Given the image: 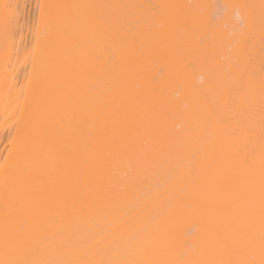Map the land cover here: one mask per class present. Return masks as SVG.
<instances>
[{"label":"bare ground","instance_id":"bare-ground-1","mask_svg":"<svg viewBox=\"0 0 264 264\" xmlns=\"http://www.w3.org/2000/svg\"><path fill=\"white\" fill-rule=\"evenodd\" d=\"M3 1H0V116L2 121L0 126H5L7 121L12 120L10 123L15 124L16 141L7 151L9 157L5 158L0 169V264H264V98H255L257 94L253 96L254 98L251 97L252 99L247 98L245 95L249 94L248 91L245 92L246 89L244 91L241 88L240 92H244L243 98L237 99L236 97H240L241 94L236 96L235 93L234 98L230 87L227 90L232 93L227 91L231 93V96L229 94L227 96L228 99L234 98L229 99L231 102L227 101V97L226 101L223 99L221 101L223 96L219 97L217 93L214 96L219 99H215L217 100L214 102L215 105L211 104L208 97H206L208 100L204 101V97L203 101L206 103L201 106L203 101L199 102L200 95L197 96L198 98L195 96L198 102L195 98L194 102L191 100L189 107L183 113L182 119L185 120L184 124H187V130L183 132L178 130V127H174L177 124L173 121H171L172 127H170V121L168 125L163 122L165 120L162 116L165 115L160 116L163 107L161 111H157L155 107L158 92L149 94L148 99L154 101L156 108L153 111L156 110L155 114L160 116L154 118L155 122L159 119V122L163 123L159 124H165L166 128L161 126L162 129L159 131V126L155 125L154 128L157 126L160 133L154 132L157 135L153 133V139L151 138L153 131L151 135H147L150 143L146 142L147 139L146 141L143 139L145 135L143 137V134L140 135L143 140L140 139L139 142L142 144L138 145L139 138L136 143L143 155L147 153L148 148H150L149 151L155 148L173 151V146H177V149L182 147L187 149V152L189 148L190 150L194 148L193 153L196 148H199V151L203 148L209 161H206L203 172H199L194 180L190 178L193 184L195 182L193 186L188 183L190 187L186 192L178 188L174 193H169L171 196L166 198V201L160 203L162 208L170 204L168 212L165 215L160 214L163 217L158 219L159 213L156 212V215H153L154 211L148 213L149 210L148 214L145 213L141 218L133 221L134 226H123L119 223L117 226L105 227L104 223L96 226L100 210L108 211L107 208L112 204V200L108 201V193L103 186L107 178L105 173L107 163L104 165V161L108 162L104 158V153L106 154L105 150L109 149L108 140L112 141L113 138L109 135L117 127L112 125V122L115 124L113 119L115 120L114 113L117 109L114 110V106L127 98L132 104L135 96H137L135 99L140 98L138 95L146 85L145 79L141 77L144 73L141 75L143 71L140 69L145 64L144 62L142 65V57L146 47L149 46L154 54L158 55V13L156 12L157 15H153V18L142 16L145 14L141 9L142 0H87L86 4L82 1V6H80L81 0H76V5L79 4L81 8L74 7V10L66 8L70 0L68 2L67 0L66 2L49 0L53 3V5L49 4L53 8H47V6L42 8L44 11L39 8L38 18L35 19L36 24L28 23L29 26H33L30 27L31 29L25 26L32 33L35 31L32 34L34 40L33 37L31 38L32 52L30 51V54L28 48V51L25 50L24 45L25 39L28 36L31 37L30 32H25L30 35L24 38L25 48L22 45L21 49L27 52V54L24 53L26 54L24 59L28 58L29 54L33 59L30 60L31 66L29 63L30 67L27 66L30 71L29 76L27 75L28 80H24L23 83L19 78L21 83L17 84L15 78L11 77L13 65L12 70L10 67L13 51L16 52L15 57H19L22 52L19 49L20 42L16 46V51L12 46L17 43L12 37V31L16 26L14 17L17 16H14L16 12L13 14L12 7L11 9L5 7L4 2L9 1ZM62 1L67 4L60 5ZM16 2L12 3L16 4ZM147 2L148 0L143 3ZM71 3L72 0L69 6ZM17 6L19 5H16V8L20 11V6ZM143 6L147 7V5ZM150 11L155 12V9H150L148 12ZM16 21L18 23L17 19ZM21 25L20 28H22ZM148 25L153 33L150 29L148 30L151 33L147 31ZM26 28H24L25 31ZM39 30H42L44 34L41 31L37 36ZM21 35L19 32L17 37L22 39ZM19 50H21L20 53ZM15 59L12 64L19 58ZM253 63L255 64V61ZM240 66H238L239 70ZM19 68V66L15 68L16 73ZM245 68L248 69V67ZM235 74L234 78H237ZM256 74L254 73L253 76ZM236 75L240 76L239 73ZM253 76L251 77L254 80ZM19 80L17 78V81ZM246 80L251 81L248 78ZM238 82L233 84H240L244 88L249 84L242 82L243 85H241L242 83ZM253 82L251 84H255ZM262 83L260 81L261 85ZM226 87L223 85V90ZM234 87L235 90L238 88ZM249 87L250 85L247 89ZM220 89H218L219 93ZM252 92L253 90L250 93ZM213 93L208 95L212 101L216 98H212ZM222 93L221 91L220 94ZM246 98L247 100H244ZM137 100L139 102L137 105L142 104L139 99ZM217 104L219 106L216 107ZM213 105L219 110L213 112L216 110ZM150 106L153 104H148V107ZM130 110H133L132 107ZM199 110L204 112L200 114L202 111ZM132 115L131 119H133ZM136 116L130 121L134 122ZM142 122L141 124H144V120ZM123 126L126 127L125 124ZM118 129L121 130L122 127ZM122 131L125 130L122 129ZM143 131L146 132L145 129ZM128 132L122 133L126 135ZM122 133H120L121 140L124 136ZM132 135H134L133 132ZM119 139L116 140L119 141ZM124 140H126L125 137L123 142H120L124 143ZM109 145H112L111 142ZM199 151H197L198 155H200ZM157 153L159 152L157 151L156 155ZM169 154L172 158L171 152L168 153L170 159ZM179 154L178 156L185 157L184 154ZM146 155L150 157L148 153ZM105 156L108 158L107 154ZM146 161L148 163V160ZM180 168L179 171L184 172ZM192 168H188L189 173ZM181 173L180 175H183ZM189 173L187 171L186 174ZM166 176L169 177V175ZM121 200L120 205L124 203ZM105 203L106 206H104ZM155 207H157L156 204ZM183 218H191L198 226V229L195 226L197 233L191 238L190 244L193 247H189L190 251L181 248L182 230L179 232L180 230L175 226ZM190 228L192 227H186V229ZM130 233L135 235L134 239L129 238ZM115 242L119 243L121 250L117 254H113Z\"/></svg>","mask_w":264,"mask_h":264},{"label":"rangeland","instance_id":"rangeland-1","mask_svg":"<svg viewBox=\"0 0 264 264\" xmlns=\"http://www.w3.org/2000/svg\"><path fill=\"white\" fill-rule=\"evenodd\" d=\"M0 1H3V0H0ZM7 1H9V2H6V1L4 2V3H6L5 7L6 8L10 7V9L12 7L13 9H11V10L13 11V14L16 12L14 16H17L14 18H16L18 20V23L20 22V24H18L16 19H14L16 26L14 28L15 30L13 29V31H12L13 34L12 33L11 34L13 37V41L15 40V41H17V43L16 44L14 43V45H12V46H14L13 50L16 51V49H17L16 46L20 42L19 46H21V47L18 46L19 49L23 48L25 45V47H26L25 50L28 51V49H29V53L31 54V52H32L31 47H32V43L34 40V35L32 36V34H34L35 31H33V33H32L31 30H29V29H31L30 27H33L31 25H33L34 23L36 24L35 19L38 18L37 16H38L39 11H40L39 8L44 9V7H47V6H48L47 8H49V7L53 8V6H50V5H53V3H52L53 0H52V2H50L49 0H18L20 3L19 2L17 3L16 2L17 0L16 1L15 0H12V1L7 0ZM82 1L85 2L84 4L87 3V0L86 1L81 0L80 6H82L81 4H83ZM146 1L147 0H145V1L142 0V3H141L142 4L141 9L144 10V12L142 11V13H145V14L147 13L146 15L143 14L142 16H144V17L146 16L148 18H153L154 17L153 15L156 16L157 15L156 12L158 13V24L156 22V24L158 26V55L154 54V52L152 51V49L149 46L146 47V50L144 52V56L142 57V65L144 64V62H145V64H144V66L140 67V69H142L141 71H143L141 73V75L144 73V76L142 75L141 77L143 79H145V84H146L143 87V89L141 90L140 95H138V96H140L141 99L139 97L135 99V97H137V96H135L133 98L135 100L133 103L134 105H133L131 102H129V99L127 98L128 101H127V99H125L123 102L119 101L120 104H116L114 106V110H115V108H117L118 110L117 109L115 110L116 113H114V116L116 115V117H114V116L113 117L115 118L116 121L114 119H113V121L115 122V124L118 123L119 121H121L119 124L122 125V123H123V125L125 124L126 127H124L123 125L119 127L118 126L119 124L115 125L112 122V125L117 126L118 128L122 127V129H124L125 131H122V129L119 130L116 127L119 131L117 133V131H116L117 129L115 128V130H114V128H112L114 126L111 127V129L114 131H113V133H110L109 136L111 138L112 137L113 138H112V141L108 140L109 149L105 150L108 158H106V156H105L106 154L104 153V158L106 160H108V162L104 161V165H106V163H107V165L105 166V173L107 175V178L105 181L106 182L105 185L103 184L104 185L103 187H105L103 189L106 191V193H108L107 199H108V201L112 200L113 205L110 204L111 206H109V203L107 202V204L109 206L107 208L108 211H105V209L102 208L104 210H100V213H99L98 212L99 209H98L97 212L99 213V215H98L99 221H98V223L97 222H95V223H97V224L100 223V224L97 225L94 223L96 226H100L101 223H104L105 227L117 226L118 223L122 224L123 226H134L133 221H135L137 218H141V216L144 215L145 213H147L149 210L150 211L148 213L154 211L153 215H156V212H158L159 213V214L157 213L159 215V216L157 215L158 219L163 217V216H160V214L165 215L169 210L168 206H170V204L167 205L168 208L167 207L162 208L160 206V203L166 201V198H169L171 196L169 193H174L178 188L179 189L181 188L183 190V192H186V190H188L190 185L193 186L195 184V182H194V184L192 183L193 181L191 182V179L193 178L192 180H194V177L196 178L199 175V172H203L204 169L206 168L205 165L209 161V158L206 157V155H205L206 151L203 148H200V151H199V148L198 149L196 148V150H195L196 152L194 151V153H193L194 148L191 150L189 148L188 152H187V149L185 150L182 147H181L182 149L181 148L177 149V146H173V151H172V149H171V151H168V150L166 151L165 149L163 150L161 148H159L160 151H159V149H156V148L151 149V151H149L150 148H148L149 150L147 151V153L149 154L148 156H150V157H147V155H146L147 153L146 154L144 153V155H146V156H145V158H143L144 155L140 151L141 149L139 150L137 147L136 141L138 140V138H139L138 142L140 141V139L141 140L144 139L145 141L147 139L146 142L150 143V142H148L149 139H148L147 135H151V132L153 131L152 135H151L152 137L150 136L153 139L154 134L157 135L156 133H154V132L158 131L157 126H159V131L162 129V127H164V129L166 128L164 126L165 124L162 125L163 123L159 122V119H158V122H155L156 121L154 119L155 117H160L162 115H165V116H162V119L164 118L163 120H165L163 122H165L167 124L170 121V123H171L170 127H172V123L174 122L177 125L174 126V124H173V126L175 128L178 127V130L184 132V130H187V128H186L187 124H184L185 120L182 119L183 118L182 116H183V113H185V111L189 107L190 102H192V101L194 102V100L196 99L195 96L197 97L198 95H200L201 97H203V98H201L200 96H198L199 98L197 97L199 99V102L203 101V99L205 97L204 101H207L209 99V101L211 100L210 101L211 104H214V102L217 101L215 99H219V97H221V96H223V98L220 99L221 101H223V100L226 101V99H227V101L229 99L230 100L234 99L236 96H238L240 94H241V96L240 97L238 96L236 98L241 99V97L244 94L243 91L240 92L241 91L240 89L242 88V89H244V91L246 89L245 92L248 91L249 94L247 95V93H246V95H245V96H247V98L248 97L254 98L253 96H255L256 94H257V96H255V98L256 97L257 98L258 97L264 98V80H262L264 78V77H262V75L264 76V0H156L158 2V4L156 1H155L156 2L155 3V2H153V0H148V2L144 4L143 2H146ZM3 2H2V4H3ZM12 2H16V4L12 3ZM62 2H61V4H60V2H58V3L60 5H62L66 1L64 0V2L63 3ZM67 2H68V0H67ZM70 2H71V0H70ZM70 2L68 4L67 3L64 4V5L67 4L66 8H70V10H72V8L74 10V7L76 8L79 6V4L76 5V0H72V3L73 2H75V3H73V4L71 3V6H69ZM23 4H25V5H23ZM151 4H153L154 6ZM155 4H156V6H155ZM16 5L20 6V11H19V8H16ZM143 5H145V6L147 5V7H144ZM19 6H17V7H19ZM80 6H79V8H81ZM149 6H151V8ZM57 7H59L58 4H57ZM130 7H132V6H130ZM156 7H158V8H156ZM63 8H65V7H63ZM14 9H15V11H14ZM43 9L41 11H44ZM150 9L151 10L155 9V12L153 11L154 12L153 13L150 11V13H149L148 11ZM84 14H86V13H84ZM19 15H20V17H19ZM147 15H149V16H147ZM144 20H145V18H144ZM25 21L27 23H25ZM28 23H30L31 25L29 26ZM153 23H154V21H153ZM21 24H24V25H21ZM130 24H131V22H130ZM20 25L22 28H20ZM25 26L29 29H27ZM131 27H132V25H131ZM19 28H20V30H19ZM24 28H26L28 31L27 30L25 31ZM146 29L148 32L151 31L149 25ZM148 29H150V31ZM21 30L24 31V32L22 31L23 35H21L22 34ZM41 31L42 30L37 31L38 32L37 36L40 35ZM19 32H20V35L23 36L22 39H21V37H17ZM25 32H28V33L30 32L31 35L28 33L26 34ZM14 33H16V34H14ZM41 33L44 34L43 31ZM43 34H41V35L43 36ZM27 35H30L31 37L28 36V38H30V39L26 38L28 40L25 39V42H26L25 43L23 41H24V38L27 37ZM42 36H40V37H42ZM16 38H18V39L16 40ZM147 39L150 40V38H148V37H147ZM23 43H25V44L23 45ZM12 44H13V42H12ZM145 44H147V43H145ZM22 45H23V47H22ZM21 50H19V53L21 52ZM15 53L13 51L12 58L13 59L19 58V59H17V60L15 59L17 62L14 61V64H15L14 65V64H12L13 59L11 58L12 62H11V65L10 64L9 65H10V67L13 65V71H12L13 75L11 74V77L13 76L15 78L17 84H20L21 83L20 80L24 83L25 82L24 80H26L27 77L29 76V74H28V73H30L29 67L31 66V61H32L33 57H31L32 55L30 56V54H29L27 56L28 58L24 59L26 54H27V52L24 50H22V52L19 54V57H15L16 56ZM24 53H26V54H24ZM21 61H23V62H21ZM254 61H255V64L253 63ZM18 62H21V63H18ZM28 63L30 66L28 65ZM18 66L20 67L19 71H18L19 75H18V73H16V69ZM27 66H29V67H27ZM238 66L241 67L240 70H239ZM23 67H24V69H23ZM245 67H248V69ZM254 67H256V68H254ZM251 68H253V69H251ZM21 69L24 71H22ZM244 69H246V71ZM11 70H12V67H11ZM237 70H239V71L242 70L244 73L239 72ZM14 71H15V74H14ZM251 71H253L254 73H257V74L253 76L254 73ZM20 72L21 73L24 72V74L22 73L23 75L21 76ZM236 72L239 73L241 77H244L243 79H245V81L240 76L236 75L237 74ZM249 73L251 74V76L254 77L255 82H253L254 80L251 76H249L250 75ZM234 74L237 78L238 77L239 78L238 79L234 78ZM259 74H261L260 77L262 79L259 77ZM16 76H18V77H16ZM246 76L251 81H247ZM17 78H18V80L20 78V80L17 81ZM240 78H241V80L239 81ZM232 79H234V80L237 79L235 81L233 80V82H236V81L237 82L239 81L238 83H240V82L245 83L246 82V84L249 83L248 85H250V87H252V86L253 87H252V89L249 87V89H250V91H249V89H247L248 85L244 84V86L246 85V88H244L243 86H240V84L234 85L235 83L233 84ZM260 81L263 82L262 83L263 85L260 84ZM251 82H253L255 84H251ZM136 85L137 84L134 83V86H136ZM223 85H224V87L227 86L226 88H224V90H223ZM241 85H243V83ZM232 86L238 87V88H236L238 93L236 92L235 87L232 88ZM228 87H230V89L233 90V93H232V91H228L229 90ZM253 88H255V89H253ZM218 89H220V93H221V91L223 92L222 95L219 93ZM251 90H253V92H252L253 95H251L252 93H250ZM224 91L226 93H227V91L231 92L232 95H234V98L230 97L228 99L227 95L229 93L224 94ZM154 92H158V100H155L156 101L155 103H157L155 106V107H157V111H161L162 110L161 107H163V111L164 110L166 111V112L162 111V113H164V114L161 113L160 116L158 114H155L156 110H155V112L153 111L155 108L154 107V105H155L154 101L148 99V95L151 93H154ZM212 93H213V97L212 96L211 97L212 98L216 97L213 99L214 101H212V99L209 97ZM217 93L220 95H218ZM235 93H236V96H235ZM141 94H143L145 97H143ZM201 94H203V95H201ZM215 94H217V96H219V97L217 98V96H214ZM230 94H229V96H231ZM224 95H226V96H224ZM141 96L144 99H142ZM206 97H208V99ZM191 98H193V99H191ZM247 98L244 100H247ZM130 99H132V98H130ZM137 99H139L140 103H142V104L137 105V103H139V102H137L138 101ZM161 99L163 100L162 103H161V101H162ZM143 100H144V102H143ZM220 100H219V102H220ZM126 101H127V103L129 102V105L131 103L132 106L131 105L129 106L126 103ZM204 101L200 104L201 106H202V104L206 103ZM197 102H198V100H197ZM195 103H196V101H195ZM148 104L149 105L153 104V106L148 107ZM123 105H124V109L126 111H124ZM125 106H126V108L132 107V109L134 111L130 110V108L126 109ZM217 106H219V105L217 104L216 107ZM152 107H153V109H151ZM196 107H197V105H196ZM213 108L216 109L213 112L219 110V109L215 108V106ZM213 108H211V109H213ZM121 109H123V110H121ZM129 110H130V112H129ZM169 110H172V111H169ZM196 110L198 111V109H196ZM203 112L204 111H202L200 114H202ZM130 113H131V115L133 114L132 115L133 119H131ZM117 114H119V115H117ZM127 116H128L129 120L126 119ZM135 116H136V120L134 122L130 121V119L134 120ZM140 118L142 120H144V124H141L143 122ZM173 118H176V120L174 119L175 120L174 121ZM2 119H3V116H2ZM10 121L12 122V120H9L5 123V126H3V125L0 126V163H1L0 169L4 163L5 158L7 159L9 157V156H7V151H9V149L13 146V144L16 141V139L14 137V130H15L14 126H15V124L10 123ZM137 121H139L140 123H138ZM171 121H173V122H171ZM1 122L2 121H1V116H0V124H1ZM9 123L12 124V126ZM134 123L137 124V126ZM157 123L158 124L162 123V124L158 125ZM130 124H132V125L130 126ZM183 124H184V126H183ZM9 125L11 127H9ZM128 125L130 128L128 127ZM155 125H157L155 127L156 129L154 128ZM136 127L138 128V130ZM141 127H142V129H141ZM143 128L145 129L146 132L143 131L144 130ZM127 129L129 132L127 131ZM139 129H141V130H139ZM112 130H110V131H112ZM142 131H143V133H141ZM122 132H124V133L128 132L130 134L126 133V135H125ZM132 132L134 133V135L137 134L136 135L137 138L134 135H132ZM120 133H122V135H124L122 140L124 139V137L126 139V140H124L125 141L124 143H121L123 141L121 140V137H120L121 134ZM139 133H141V134H139ZM159 133H158V135H159ZM111 134L113 136H111ZM118 134H119L120 139L118 138ZM138 135L139 136L142 135V137L145 135L144 136L145 138L143 137V139H142V137L141 136L138 137ZM114 137H116V138H114ZM116 139H119V141ZM152 139H151V141L153 143ZM116 141H118V142H116ZM145 141H144V143H145ZM110 142L112 145H109ZM119 142H120V144H118ZM132 143H135V144L133 145ZM140 144H142V142L141 143L139 142L138 145H140ZM1 145H3L4 148ZM111 146H112V148H111ZM115 146H116V148H115ZM130 146H132V147L134 146L133 149ZM113 147H114V149H113ZM124 147L126 149H124ZM108 150H109V152H108ZM182 150L184 151V153ZM157 151L159 153H157V155H156ZM197 151H199L200 155L197 154ZM169 152H171L172 158L175 161L171 160L172 158H171L170 154H169V156H170V159H169V157H168ZM177 152L182 153L181 155L184 154V156L188 160L191 157V160L187 161V159H185V157H183V156H181V157H183V158H181L180 156H178L180 154ZM201 152H202V154H201ZM165 153H166V155H165ZM203 155L205 158L201 157ZM152 159L155 161V163H153L154 161ZM167 159L170 161H168ZM183 159H185V160H183ZM146 160H148V163ZM202 160H203V163H202ZM126 161H130V162H126ZM204 161H205V163H204ZM157 162H158V164H157ZM170 163H171V165H170ZM197 163H199V164L197 165ZM145 164H146V166H145ZM155 164H156V167H155ZM172 165H173V167H172ZM144 166H145V168H144ZM202 166L204 168H202ZM177 167H179V168L181 167L180 170H182L184 172L186 171V172L181 173V171H179V168H177ZM187 167L188 168L194 167V169L193 168H192V170L190 169V173H189V170ZM198 170H200V171H198ZM129 171H131V172H129ZM187 171L189 174H186ZM160 172H161V174H160ZM171 173H173V174H171ZM180 173L183 175H180ZM119 174H121V175H119ZM193 174H195L196 176ZM166 175H169V177H167ZM176 178H177V180L178 179L179 180L177 181ZM172 179L173 180L175 179V180L173 181ZM164 182H166V184ZM171 182H173L174 184ZM169 185H170V187H169ZM106 186H107V189H106ZM185 186L187 188L184 189ZM100 193H102V192L100 191ZM140 194H141V196H140ZM109 195H110V199H109ZM114 195H115V197H114ZM103 196H100V197H103ZM113 197H114V199H112ZM119 197H122L121 198L122 200ZM146 197H149V198L146 199ZM105 198L106 197L104 196V199ZM117 198H119L124 203L122 204V202H121L122 205H120V200ZM125 198L127 199V201L130 200V201H128V203L130 205L127 203ZM163 199H165V200H163ZM114 201H116V202L113 203ZM99 202H97V203H99ZM158 202H159V204H158ZM97 203H95V204H97ZM103 203H104V201H103ZM115 204H119L122 209L120 208V206H117ZM155 204L157 207H155ZM127 205H128V208H127ZM132 205H134V206H132ZM142 205L144 207H142ZM147 205H149V206L146 207ZM104 206H106V203ZM101 207H103L102 202H101ZM136 207L138 210L136 209ZM140 207H141V210H140ZM97 208L98 207H96V209ZM142 208H144V209L142 210ZM158 208H159V210H158ZM162 210H163V212L161 213ZM129 211H131V212H129ZM103 212H105V213H103ZM132 213H133V216H131ZM134 214H136V215H134ZM124 215H126V216H124ZM112 220H115V221H112ZM150 220H152V219H150ZM191 220H192L191 218H183L182 220L178 221L175 224V226H177V229L180 230L179 232H181V230H182V233H180L181 235L179 234L180 237L181 236L183 237V238H181V240H182L181 248H184V250L188 249L189 251H190L189 247L190 246H191L190 248L193 247L192 244H190L191 238L193 236H195L194 234L197 233L196 229H198V226L195 225L196 222L194 220H192V221ZM113 223H114V225H113ZM182 226H183V228L185 227V229H186V227L187 228L192 227V228L185 230L182 228ZM195 226H196V229H195ZM132 235H133V237H132ZM184 235H187V236L185 237ZM134 236L135 235L133 233H130L129 238L134 239ZM183 240H186V241L184 242ZM183 242L185 244L186 243H189V244L185 245ZM114 245L115 246L113 249V254L120 253L121 250L119 248V243L115 242ZM182 245H184V246H182Z\"/></svg>","mask_w":264,"mask_h":264}]
</instances>
